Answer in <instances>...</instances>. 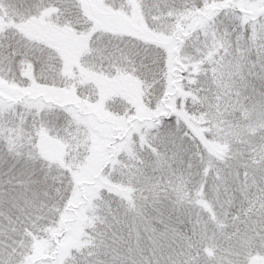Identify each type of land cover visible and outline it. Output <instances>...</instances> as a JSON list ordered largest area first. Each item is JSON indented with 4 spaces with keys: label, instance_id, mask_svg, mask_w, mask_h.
<instances>
[{
    "label": "rangeland",
    "instance_id": "1",
    "mask_svg": "<svg viewBox=\"0 0 264 264\" xmlns=\"http://www.w3.org/2000/svg\"><path fill=\"white\" fill-rule=\"evenodd\" d=\"M161 1L162 5H155L153 17L156 29L166 35L163 45L147 47L145 60L141 54L136 57L140 50L133 47L135 63L134 59L112 58L119 74L129 70L136 73L133 77L107 81L100 76L85 85L84 77L78 79L79 61L88 50L81 37L69 39L62 44L64 49L61 47L69 51L68 65L72 62L76 71V79L67 89L53 87L51 70L56 75L54 67L59 66L55 51L37 58L36 72L22 79L14 75L12 64L19 65L15 56L5 57L0 50V91L4 95L17 97L28 90L35 96L40 90L48 101L55 98L57 104L45 109L38 100L20 113L19 127H0L7 138L10 132V139L33 144V163L42 161L40 166L34 163L36 170L28 172L27 168L19 181H24L23 188L26 184L24 192H18L20 188L15 186L8 189L9 197L13 193L24 196L22 207L0 211L9 223L5 234L0 235V248L7 246L17 253L20 264H83L85 258L91 264L90 257L95 254V263L100 261L105 252L101 246L108 236L101 225L108 211L121 208L122 216L130 198L140 203L141 209L152 211L157 198L150 194L158 193L160 181L164 187L169 184L172 193H186L184 182L196 177L197 170L202 171L211 160L201 156L202 146L194 140L192 130L184 127L182 118L203 128L198 118L213 120L217 116L215 106L224 100L232 102L230 111L234 113L238 109L251 112L244 104L248 98L255 99L253 104L264 111V72L254 66L256 61L264 65V50L259 47L264 36V14L257 15L264 0H235L237 7L225 11L222 6L232 0ZM215 7L218 10L212 13ZM238 8L252 11V17L239 14ZM241 32L243 38L238 39ZM175 47L177 56L173 54ZM245 49L254 50L253 57L244 54ZM175 58L186 70L179 83L178 76L172 74ZM150 73L154 79L157 74L158 80L165 75V83L161 87L156 83L154 88L155 82L141 87L138 80ZM36 83L42 86L34 87ZM175 87L173 97L162 104ZM145 98L154 101L143 103ZM69 100L74 103L63 105ZM227 123L226 127L217 123L216 128H207L221 144L234 137L235 129L240 130L234 129L233 121ZM260 147L259 152L264 154V144ZM226 148L229 154L235 151L226 145L219 149L225 152ZM63 199L67 203L62 207L59 203ZM227 202L229 194L222 205L226 209ZM160 211L154 208L155 213ZM251 214L254 218L244 225L250 227V234L241 248L254 262L264 264V219L258 217L264 218V214Z\"/></svg>",
    "mask_w": 264,
    "mask_h": 264
},
{
    "label": "trees",
    "instance_id": "2",
    "mask_svg": "<svg viewBox=\"0 0 264 264\" xmlns=\"http://www.w3.org/2000/svg\"><path fill=\"white\" fill-rule=\"evenodd\" d=\"M157 4L162 5V1L0 0V50L5 52V57H11L15 51L14 58L19 65L12 64L13 71L22 79L26 74L36 72L37 58L39 60L48 51H55L59 66L54 67L56 75L51 70L55 80L53 87L67 89L76 79V71L72 62L68 65L66 57L69 51L63 50L62 44L81 37L85 39L88 50L79 61L78 79L84 77L85 85L100 76L106 77L107 81L119 76L133 77L136 73L129 70L120 75L112 60L123 58L131 62L134 59L135 63L139 54L143 56L144 51H149L147 47L163 45L166 35L157 30L153 17ZM133 47L140 50L136 57L134 49L131 50ZM57 50H60L59 54ZM62 51L66 54H61ZM244 54L253 57L254 50L245 49ZM255 63L258 64L254 66L264 72V65ZM152 76V73L146 74L138 83L146 87L155 82L154 88L165 83V75L159 76L160 80L157 74V80ZM37 85L42 86V83L33 86ZM31 94L25 90L17 97H11L0 91V127H19L22 122L20 113L38 100L45 109L56 104L55 98L48 101L40 90L35 96ZM70 100L63 105L74 103ZM145 100L143 103H153L154 98ZM253 101L255 99L245 100V107L251 112L244 113L239 109L231 112V101L218 102L215 106L217 116L213 120L198 118L203 128H197L182 118L184 127L190 128L194 140L201 144V156L211 160L202 171L197 170L196 177L184 182L183 191L186 193L178 190L172 193L169 184L164 187L160 181L158 193L150 194L157 198V203L155 201L151 205L152 211L145 207L141 209L140 203L138 205L132 198L128 199L122 216L121 208L108 211L101 225L102 231L107 230L108 234L105 245L101 246L105 249L104 257L95 263L96 254L91 255V264H260L254 262L252 256H246L248 253L241 248L250 234V227L247 225V230L244 225L254 218L251 213L264 214V154L259 152L264 144V111L257 109ZM7 111L8 119L4 120ZM214 121L222 127L233 121L234 129L240 127V130L235 129L234 137L221 144L214 140L215 136L209 135L212 132L207 129L219 125ZM8 134L11 137L10 132ZM10 137L0 135V211L22 207L24 196L13 193L9 197L8 189L15 186L20 188L18 192H24L26 184L23 188L24 181L21 184L19 181L25 171L27 168L28 172L36 170L34 163L42 164L41 160L33 163V144L26 140L22 144L24 139ZM225 145L233 146L235 151L229 154L227 148L225 152L219 149ZM221 163L225 168L220 167ZM228 194L230 203L227 202L226 209L222 205ZM66 203L63 199L59 206ZM155 207L161 211L155 213ZM62 223L64 226L65 221ZM8 228V219L0 213V235L3 236Z\"/></svg>",
    "mask_w": 264,
    "mask_h": 264
},
{
    "label": "snow or ice",
    "instance_id": "3",
    "mask_svg": "<svg viewBox=\"0 0 264 264\" xmlns=\"http://www.w3.org/2000/svg\"><path fill=\"white\" fill-rule=\"evenodd\" d=\"M243 38V32H241L240 37L238 39ZM262 43L260 44V49L264 50V36L261 37ZM16 55L15 51L12 53L14 57ZM0 264H20L18 261V254L11 251L9 247L5 246L4 248H0ZM83 264H89L87 258L83 261Z\"/></svg>",
    "mask_w": 264,
    "mask_h": 264
},
{
    "label": "water",
    "instance_id": "4",
    "mask_svg": "<svg viewBox=\"0 0 264 264\" xmlns=\"http://www.w3.org/2000/svg\"><path fill=\"white\" fill-rule=\"evenodd\" d=\"M231 5H234V2H231ZM228 8V4H225L224 6H223V9H227ZM214 10V9H213ZM240 12H243V10H240ZM249 15H251L252 14V12H247ZM264 13V7L263 8H261L259 11H258V14L259 15H262ZM174 53H177V49L175 48L174 49ZM174 63L177 65V64H179V62H178V60H174ZM181 68L183 69L184 67L183 66H181Z\"/></svg>",
    "mask_w": 264,
    "mask_h": 264
},
{
    "label": "flooded vegetation",
    "instance_id": "5",
    "mask_svg": "<svg viewBox=\"0 0 264 264\" xmlns=\"http://www.w3.org/2000/svg\"><path fill=\"white\" fill-rule=\"evenodd\" d=\"M173 74V76H176V74L175 73H172ZM172 85H174V84H172Z\"/></svg>",
    "mask_w": 264,
    "mask_h": 264
}]
</instances>
